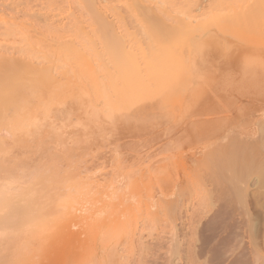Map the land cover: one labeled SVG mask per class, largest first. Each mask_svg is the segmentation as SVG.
Wrapping results in <instances>:
<instances>
[{"label":"bare ground","instance_id":"obj_1","mask_svg":"<svg viewBox=\"0 0 264 264\" xmlns=\"http://www.w3.org/2000/svg\"><path fill=\"white\" fill-rule=\"evenodd\" d=\"M8 1H6V2H8ZM120 1H122V3H121L122 5L120 6L119 5L120 3H119L118 4L119 7L116 6L117 3ZM168 1L170 2L171 7H169ZM198 1H200V0H185V4L182 2L183 6L180 4L179 5L173 4V7H172L171 2L174 3V0H74V1L71 0V2L69 0H32V3L35 2L38 4L40 2V8H39V6L38 7L34 6V7H36V9L39 8L38 11H40L41 13L39 12L40 14H37V16H36V14L33 16L29 15V17H28L30 19L29 24H28V22L27 23L25 22L26 24H22L23 22L22 23L19 22L18 24H16L17 21H13V20H15L13 18L16 17L17 15L14 17L10 16L11 17L10 19H13L12 20L13 22L8 21V22L4 23L6 25V31H4L5 34L11 35L13 33V35H14L15 33H24V34H27L30 36V37L24 36V40L27 41L26 44L28 43L27 49H24L25 48L24 46L21 48L22 50L19 49L20 53L23 54L22 56H24V59H25V56L27 57V60H28V58L33 56V54L31 56V52H33L32 49L35 48V46L33 48H31V47H32V44H36V42L39 43L40 48L42 47L43 49H44V46H42V45L44 44L45 45V51L48 50L45 52V54L46 53H50V54H46L43 57L44 61L48 62L49 64L47 66H45L46 64L43 65L45 67H43L41 65V68H39V63H38V61L36 62V60H35V62H36V64L38 63L37 64L38 67L37 66L33 67L32 63L29 60H28L29 62L26 61L27 62L26 63L23 60V58H22L21 62H19L18 61L19 59L17 60V58L16 59L14 58L15 60H13V59L10 60L9 57H6V59L9 58V60H1L0 59V131H1V135H2V131L3 132L5 131L10 136L8 139H6L4 137L6 139L5 142H4V138L2 139V137L0 136V236L2 235V237H4V238L6 237L8 240H10V243H12L11 242L12 240H13V243H15L14 245H11V247L14 246V247H12L13 248L12 250L11 249L7 250V247L4 248L5 250H7L5 256H3V254L1 255V253H0V256L4 257V258L0 257L1 258L0 264H19V263L22 264L23 260H25L24 262L27 263L26 259H28V257L31 255H30V253L29 254L23 253L22 249H24L23 248L24 244L26 245L28 242L30 243L28 248L26 246V248H27L26 251L30 252V250L28 251V249L30 247H33L31 241L32 240L34 241V239H35L34 235H36L37 232H40V231H37L35 228V230L37 232L33 233L34 235L31 233L33 235L34 239H32V236L29 233V235H27V237L28 236H31V237L27 238V239H29V240H27L26 238H24V237H26V234H28V232L34 231V230H32L33 228L31 229L30 227L37 225L36 223H38V222L40 223V221L45 220L44 218H46V217L48 218V216L51 219L52 216L56 217L57 215H60V213L63 210L62 211L61 210L56 211L57 210L56 208L60 209V204L64 205L65 203H67V204H65L66 206L65 205L61 206L62 208L64 207V209H65V207H68V205L71 203V200L73 202L75 201V198H74V200L71 198H70L71 200L69 198H68V200H66L67 196L64 198L61 197V196H63V194H61V196H60L58 193H56L57 191L59 193L62 191V193H64V194L68 193L69 195H72V194H70V192H71L70 186H71L72 192H75V190L77 188H79V190H80L81 184H80V187L76 188L75 187L76 185L75 186L72 185L73 183L70 184L71 181L68 182V180H67L68 178H70V174L72 172H74V170H75V168L73 169V167L75 165H72L74 162L71 163V161L73 160V157H72V159H70L69 157H71V156L68 155L67 151H66V153L69 157L68 156L65 157L66 153L64 154V156H62L61 154L64 153V151H62L63 153H61L62 148L61 149L59 148L61 156L59 157L58 156L59 154H58L57 155L58 158L55 157L56 154L58 153L57 152L58 148L56 150V153H54L56 148L54 149V151L52 148L56 142L52 141V143L54 142V144L51 145L52 148H49V144L47 145L49 149H52L51 152H50V150L48 152L49 153L53 152L55 154V156H54L55 159H51L54 154H49V155H51L50 156L51 158L46 159V157L48 156V154H47L48 152L46 151V154L44 155L45 157L41 156V158H40L41 161L38 159V160H33V162H31L32 159L34 158V156H33V158L30 159V156H31L30 153L25 151V150H29V148L31 149V147L33 145L37 148V150H35V152L36 151L39 152V149L43 145L44 139L40 140L38 136H37V138L35 137L38 134L36 132L37 130H35V129L37 128V126L40 130L42 128L44 129V127L49 128L50 127L49 122H46V124L48 123L46 126L45 122H43V119L46 118L47 114H50V116L53 115L54 112H52V114L49 113L51 108L55 109L58 107V104H60V103L63 104V101L60 102V100L59 101L57 100V102H59V103L56 106L57 102H55V100H56L55 98L58 99V95L61 93L63 86H65L62 83L61 84L63 86L61 87V85H60V82L62 81L63 76L65 78V76H67V75L70 76V74H71L75 78L74 79L75 82L80 81L82 79L83 80L85 79L87 82H85V80H84L83 85L84 84L86 85L89 82V84H87L89 86H87V85L86 86L90 87L91 90H90V88L88 90L87 87L84 85L86 87L85 88L83 85L80 84V82H79V85L82 86V89L84 87V89H86L87 92H89V91L92 92V95H94V96H92V100L98 99L99 100L98 103H100V101H101L100 104H102L103 107H102V105H100V104L99 105L102 108H100V106L98 104H96L98 107L95 105L97 107L96 108V107H94V104H93V107L95 108V110L101 109L100 111H98V114H102V115L104 114L105 115V117L103 116L104 119L107 118L108 120L110 119V116L112 119L114 116L116 118L115 114H117V119H118L119 116L121 117V115H124V114L119 115L118 113L125 112V114H127L126 113L127 111L129 112V111L135 110V107H134V105H132V102H133V104H134V102L136 103V101L138 102V99L137 100L134 99V98H137L138 96H142L141 98H145V97H147V95H151V96L154 95V96H152L154 98L149 99V102H150V100L155 99L156 105H157V102L161 101L160 104L165 106L166 102L164 103V102H162V100L164 101V99L167 98L166 94L168 93V95H169L171 90H170L169 86H165V85H163V83L167 82L166 84H168V85H170V84L173 85V83H174V86H175V83L179 82V84H180L181 82H183L185 80L184 77H187V76L183 75L184 80L181 82H180V80L178 81V79H182V78H179L180 74L182 72H183V74L187 73L190 75L192 70H195L194 68H196V70H199V71L201 69L205 70L204 65H206V64H204L203 61H201L202 63H200V60L198 62L197 61L198 59H196L195 62L200 64V65L198 64L199 65V67H198V66H196L197 64L195 62H193L195 59H192L190 56L192 53H194V54L200 53L202 51V48L204 50L205 45H210V46L215 45V47H216V45L218 43L222 44L223 40H221L222 42L221 41L219 42L220 37L218 35L208 36V38H203V37L201 38L199 36L201 34L200 32L208 33L207 30L208 31L211 30L210 25L213 22H214V24H213L214 27H215V24L217 23V26H219V27H216V28H218L219 31H222V35H226L227 33L230 35L232 33V34L236 35L235 36L236 39H237V35H238V39H240V38H242L241 35L242 36L244 35L245 37L247 34L252 35V33H253L255 35L257 32L261 33L262 29H264V0H213V2H211V0H210V2L208 3L209 5H207L205 3L207 5V8L205 7L207 9V12H208V10L213 8L214 3L216 2V3H218V5H216V3H215V5L219 6V9H220L219 12H222V14H219V16H218L219 19L222 17H225V18L227 16L229 17V15H230L231 18H229V19H230V21L231 20L232 21L230 22L228 19H226V21H229V22H225V21L222 22L221 21V23H218V21H214V20H216V17H217L216 14L218 13V10L215 8V10H213V9L210 10L211 12L210 11L208 13L206 12L204 21L199 22L200 24L196 25L197 27H193L192 25L195 26V23L193 24L192 20H194V18H196L198 16H200V18L202 19V17H203L202 15H204V14H200L198 16L197 15L195 16L194 12L191 11V9L194 8L192 6L196 5L197 4L196 2H198ZM68 2L71 3L70 6L72 4L76 5V6L74 5L75 8L73 10L75 12L73 14H76V15H73L70 12L73 15V19L71 21L68 20L69 23L65 22V24H61L59 22V20H61V19H59V17H61L60 15L62 14V12H60V9H62V7H63L62 5H64V3L66 4ZM166 2L168 3V4H166V6L169 7L168 9L165 6ZM201 2L202 1H200V3ZM100 3L101 4L103 3L104 5L101 6ZM200 3L198 5H200ZM210 3H212V4L210 5ZM15 6H17V5H15ZM208 6H209V8H208ZM34 7L32 4L28 5L26 3V0H25L24 11L26 10V12L27 11L29 12ZM73 7H71V8H73ZM6 8H8V7H6ZM11 8L13 9V7H11ZM205 8L203 9V11L204 10L206 11ZM32 10H34V9H32ZM168 10H170V11H168ZM58 11H59V13H61V14H59V17H58V13H57ZM212 11H214V12L217 11V13L215 12L216 14H214V17L211 16V14L214 13V12L212 13ZM11 12H13V10H11ZM106 12H108L109 14L111 13L113 15V17L117 21L116 22L117 24H113L107 20V17L105 15ZM206 15H210L211 17L209 18ZM57 17L59 20L55 19ZM200 18H199V20H200ZM225 18L222 20H225ZM26 20H28V19L26 18ZM85 23L87 24L86 27L84 26ZM209 23H211V24L209 25ZM214 27H212V29ZM0 28H3V27H0ZM130 28H133V30L132 29L130 30ZM209 28H210V30H209ZM30 29H32V32ZM120 29H121L120 32H122V34H119V32H118ZM29 30L34 35H35V33H33V32H36V36L33 35L34 36L33 37L30 34H28ZM197 32H199L198 35H197ZM223 32H224V34H223ZM195 33H196V36L194 35ZM210 33L213 34L212 31ZM262 33H263V31H262ZM15 35H18V34H15ZM234 35H232V36H234ZM239 35H240V37H239ZM257 35H258V33H257ZM197 36L200 37V38H198V40H196ZM31 37H33V38H31ZM32 40L35 43L32 42ZM238 41H237V43H238ZM237 43H236V45H237ZM242 43H244V42H242ZM258 44L260 45V43H258ZM252 46H255V44ZM236 47L237 46H235V48ZM224 48H225V46H224ZM253 48L254 47H252V49ZM262 48L263 47H261V49ZM259 50H260V47H259ZM263 50H264V48H263ZM252 51L253 50H251V52ZM260 51H258L257 54ZM42 52H44V51H42ZM254 52L256 53V51H254ZM254 52H252V53H254ZM17 53H19V52H17ZM217 53L219 54V51ZM34 54L37 55V53H34ZM177 54H178V56H175ZM184 54H186V55L184 56ZM50 55H52L51 58H54V57L56 58L57 61L53 59V61H56L55 62L56 65H57V62H60V64H62L58 67H56V65H55L56 70H57V68H58V71L61 70L59 72L57 71V73H58V75L60 73V76L62 79L61 78L59 79L58 77L56 78V76L54 74L56 71H53L54 65L52 64L50 59H48L50 57ZM201 55H202V53H201ZM201 55L199 54V56H201ZM174 56L175 57L181 56L179 58H176V60L180 59V63L178 62V60L177 61L174 60V58H175ZM219 57H221V56H219ZM263 57H264V55H263ZM42 61H40V64H42L41 63ZM95 61H96V64L94 63ZM174 61H175V63H174ZM210 61H212V60H210ZM23 62H24V64H23ZM176 63H177V65H174ZM193 64L195 65V67ZM65 66H67V67L70 66V67H69V69L68 68L66 69ZM206 68H208V67H206ZM221 69H223V68H221ZM184 71H187V72H184ZM188 71H191V72L188 73ZM201 72H203V71H201ZM201 72L199 74H201ZM206 72H207V70H206ZM206 72H203V73H206ZM210 72L211 71H209V73H207L208 79L212 77ZM177 73H179L178 74L179 77L177 79L172 80V78L177 77V75H176ZM187 74H185V75H187ZM199 74H198V76H199ZM174 75H176V76H174ZM168 76L171 78H169ZM165 77L170 79V81L172 80L171 83H169V80H167V78L165 79ZM193 77H194V74H193ZM187 78L189 79V77H187ZM190 78H192V77H190ZM71 79H70V81H71ZM66 80H67V78H66ZM175 80L178 82H176ZM200 80H203V79L200 78ZM74 81H72V82H74ZM162 81H163V83H162ZM199 81L196 80L195 82H199ZM148 83H152V85L148 84ZM69 84L66 83V86L68 85L70 90L69 89H66V90L71 91L73 83L72 84L69 83ZM198 84L199 83H197V85ZM79 85H77V83H76V85L74 84L73 86H79ZM185 85H182V86L185 87ZM187 85H189V84H187ZM191 85H193V84H190V87H192ZM176 86L174 87V89H176ZM182 86H180V87L183 88ZM194 87H195V84H194ZM64 88H66V87H64ZM195 88H194V90H195ZM166 89L168 90V92L166 91ZM171 89H172V87H171ZM186 89L184 88L182 90H184V92H185L188 90V89L187 90ZM178 90H180V89H178ZM194 90L192 88V91H194ZM152 91H154V92H152ZM192 91L190 94H192ZM90 92L88 94H90V97H91ZM63 93H64V91L62 92V94ZM182 93H183V91H182ZM65 95H67V94H65ZM123 95H125L126 98L125 97L123 98L122 97ZM180 95H181V93H180ZM69 96H70V94H69ZM143 96H145V97H143ZM169 96H168L166 101H168L169 98H173L172 96L175 97V94L172 96L171 95H169ZM188 96H189V94H188ZM63 97H65V96L63 95ZM155 97L160 99V101H157L158 99ZM62 98H59V99H62ZM69 99H70V97H69ZM133 99L135 101H133ZM178 99H180V98H178ZM67 100H68V96H67ZM169 101H170V99H169ZM95 103H97V102H95ZM52 104H54L56 107L52 106ZM61 106H63V105H61ZM151 106H152V104H151ZM158 106H159V103H158ZM148 107H150V106H148ZM160 107L161 106H159V108ZM94 108L92 109V106H91L90 115L92 118L96 117V120H97L98 114H96L97 110L94 111ZM152 108L154 110V107H152ZM162 108H163V106H162ZM142 109H143V107H142ZM34 110L40 111L39 114L40 113L41 114L40 115L37 114V116L39 115L38 117H41V115L43 114V116L45 118H41V119L38 118V121L40 120L39 122L43 123L42 125L45 124V126L42 127L41 123L39 125L38 124L39 122L36 120L37 118H35L37 116H33L34 118L31 117L32 118L31 120H36L37 124L34 125L32 123V126H35L36 128L34 127L35 131L32 130V128H31L32 131L30 130L31 131L30 132L29 131L30 127L27 128L29 124L26 123L25 119H26V115H27V117H30V113L33 112ZM58 110H56V112ZM156 110L160 111L159 109H156ZM51 111H53V110H51ZM162 111L164 112V110H162ZM162 111H160L161 114L160 113L156 114L157 116L155 115V113H157V112H155V113L153 111L152 112L154 113L155 117H158V116L162 115ZM101 112H103V113H101ZM34 113H36V111ZM106 113H109V115ZM131 113H133V112H131ZM31 114L33 115V113H31ZM58 114H60V112ZM102 115H100V116H102ZM106 115H107V117H106ZM100 116H99V118H100ZM130 116L132 117V115H130ZM141 116L142 115H140V118H141ZM127 117L128 116L126 115V118ZM129 117L127 118V120L130 119ZM50 118H52V117H50ZM50 118L49 119L46 118V120H52ZM90 118H89V121L93 123L95 118L93 119V121H91ZM135 118H136V116H135ZM137 118L139 119V116H137ZM137 118H136V121H137ZM100 119L102 120L103 118H100ZM117 119H116V122H117ZM122 119H124L126 121L125 118H122ZM154 119H156V118H154ZM259 119H257L258 122H259ZM261 119L264 120V117ZM96 120H95V122L98 125L99 123H97ZM263 120H260L262 125H260V122L259 123L254 122V123H256L255 126L257 127L258 124L260 126H263V123H264V122H262ZM119 121L122 122V124H125L120 119H119ZM134 121H135V119H134ZM134 121L132 123H135ZM140 121L142 122V120H140ZM145 121H146V119H145ZM145 121H144V123H146ZM106 122H108V121H106ZM113 122H115V121H113ZM93 124H95V123H93ZM116 124H118V123H116ZM255 126H254V128H255ZM25 127L27 129H25ZM47 128H45V129H47ZM257 128H259V129L255 128L253 130V132L255 134H257V133L259 134L260 129H261V132H263L262 128H260V127H257ZM39 129H38L39 134L44 133L43 137H45V135H46L45 129L42 131H39ZM263 129H264V127H263ZM255 130H259V131H255ZM33 131H34V134L32 133ZM46 132H48V129L46 130ZM55 132L58 133L57 130L54 131L53 133H55ZM239 132H241V131H239ZM245 132L248 134V136L254 135L252 130L251 131L248 130V132L246 130V131H244V134H243V131L241 132L243 136L239 133V137H238L239 139L237 137H235L237 135V134H235L234 140L236 138L237 142H238V140L240 142L241 138H245L244 137V135L246 134ZM249 132H251L253 134H250ZM247 134L245 136H247ZM260 134H262V133H260ZM260 134L257 135L258 137L260 136L259 139L255 135H254L255 137L254 136L253 137L247 136L245 138V140H247L248 142L250 141V143L249 144L247 143V145H246V147L250 151L246 150L247 149L246 147H245L246 149H244L242 147V145H240V148H239V146L235 145V146H237L236 149L237 148H239L240 150L242 148L244 149V150L242 149L244 154L243 153L241 154L239 152L240 151L239 149H238L239 151L236 152V153H238L237 155L240 154V157L232 156V155H235V151L234 150L229 151V149L227 150L229 145H228V143H226L227 148H225V145H223L224 147L221 146L222 147V148H220L221 150L219 149V147L215 148V150L219 149L220 151H225V152L229 151V153H230L229 156L226 153V159L220 158V157H222V158L225 157L224 156L225 152L220 153L219 150L213 156H211V154H209L212 157L211 161H213L211 163L212 164V167H211L212 172L209 171V169H210L209 167L211 166V164H208L210 166L207 165L206 168L209 172H190V173H188L189 176H187V178L188 177L189 178L186 181V183L187 182L189 183V186L191 187L190 189L193 191V194L198 199V202L196 201V204H194V205L198 206V208L197 207H195V208L199 209L198 212L200 214H201V212H203V209H204V212H205V210L207 211V212H205L206 215H208L210 213L208 215V216H210V217H208V220H207L208 222L205 221V222H207L206 224L204 223L205 225L201 224L202 226L197 227L198 228L197 231H199L200 230L199 228L202 227L200 230L201 232H199L198 235L200 237L203 236V238L206 239V240H204L205 242L203 241L200 244L197 251H195V253L193 252L195 257H198V258H204L205 257V261L201 262V264H221V263H226V264H239V263H241L242 264V263H244V260H245L244 258H246V259L249 258L246 256H250L251 257L250 259L251 260L253 259V262L255 264H257L256 263L257 261L261 262V263L258 262V264H264V156L261 155L263 157V159L261 158L262 159L261 160L259 157L260 154H257L258 150L256 151L257 146L255 147V145L257 143L256 144L254 143V141L256 140L254 138H257L258 139L257 141L261 142L260 144L259 143L258 144L264 145V143H263L264 142L263 141L264 133L262 135H260ZM3 135L8 136L5 134H3ZM39 136H41V135H39ZM262 137H263V139H261ZM40 138L42 139V136ZM229 138H231V140H233L232 139L233 137L229 136ZM229 138H228V141H230ZM250 138H252L253 140L252 139L250 140ZM37 139H39V140H37ZM8 140H10V141L8 142ZM242 140L244 141V139H242ZM243 141H241V142H243ZM257 141H255V142H257ZM4 143H7L6 148L5 147L3 148V146H2ZM56 144H58V143H56ZM222 144H225V142ZM240 144H242V143H240ZM251 144L253 147L251 146ZM253 144H255V145H253ZM59 145H60V143H59ZM262 145L260 146L261 148H263ZM243 146H245V145H243ZM54 147H55V145H54ZM56 147H57V145H56ZM230 147H231V145H230ZM232 147H231V149H232ZM48 148H47V150H48ZM10 149H13L16 151L12 153L13 150H10ZM258 149H260L259 146H258ZM8 150H9V153H11L12 155L14 154L15 156L14 155L12 156L11 154H9V155L7 154L8 155L7 156L6 153H8ZM17 150L20 151L19 152L20 154L19 153H18L19 155L17 154V156H19L20 158L16 157ZM245 150L247 151V153H245L246 152ZM262 150H264V148ZM31 151L34 152V149L33 150L31 149ZM233 151H234V153H233ZM21 152H23V154H21ZM24 152L26 154L28 153L29 157H27V155H25ZM223 153H224V155H223ZM22 155H24L26 157L24 158V156H22ZM220 155H222V156H220ZM263 155H264V153H263ZM5 156H7V157L12 156V158L11 159L7 158L8 159L7 160L5 158ZM21 156L23 158H21ZM208 156H206L207 158L205 159L206 163H207V160H210V159H208V158H210ZM215 158H217V159L220 158L221 160H217V162L214 163ZM62 159L65 160L66 162L71 163L72 167L70 166L69 163H67L69 170L66 169V167H65L66 165L63 166L65 168V170L63 169L62 166H60V164L63 161ZM9 160H11V161H9ZM68 160H70V161H68ZM34 161H36L38 163L34 164L35 163ZM80 163H82V162H80ZM71 168L73 170H71ZM82 168H83V166H82ZM76 171H78V169ZM60 172L64 173V175L61 176L62 173H60ZM65 172H67L66 173L67 175H68V172L70 173L68 175L69 176L68 178H67V176L65 177ZM71 176L73 177L76 175L71 174ZM72 177H71V180L73 179L75 181L76 178H72ZM74 181H72V182H74ZM81 181H82V179H81ZM77 182H78V180H77ZM74 184H76V182H74ZM90 185H92V184H90ZM72 186H74L76 189L74 190V188ZM251 186H252V188H250ZM253 187H254V189H253ZM67 188H69L68 190H66L67 192H64L65 189H67ZM85 189H88V188H85ZM44 190H48L51 193H53L52 198L50 197L51 195L48 196L49 200L52 199V201H49V202H51V204L53 203V205L50 207H45L48 205V204H46V201L42 200V202H40L41 200H39L40 203L37 202L38 199H40L39 197H40V195H42ZM94 191H95V189H94ZM80 192H81V190H80ZM51 193H49V194H51ZM77 193H78V191H77ZM81 193L83 194V190ZM74 194H76V193H74ZM79 195L81 196V194H79ZM61 198H63V200H65L67 202H63L62 200H60ZM80 198L82 199V197H80ZM83 199H84V197H83ZM58 201H62V202L60 203ZM55 202H57L58 204L56 203V205H55ZM57 205H59V206H57ZM73 207L74 206H72L71 209H73ZM42 208H44V209H42ZM200 208L202 211H200ZM68 209L69 208H67V210ZM71 209H69V210H71ZM194 211H196V210H194ZM55 212H58L59 214L56 213V215H54ZM198 212L196 211L197 214H199ZM64 213H66L65 210H64ZM76 213L78 214V212H76ZM81 213H84V212H81ZM85 216L88 219L87 214ZM193 216H196V215H193ZM204 217H202V219ZM49 218L46 220H49ZM61 218H62V216L60 217V219ZM76 218H77V216H76ZM80 218L78 217L76 219V221L77 220L79 221ZM71 219H72V217H71ZM195 220L196 219H194V221ZM66 221H68V220H66ZM71 221H72L71 222L72 224H73V221H74V223L76 222L74 219ZM31 222L33 224H34V222H36V223L33 225ZM199 222H200V219H199L198 223ZM42 223H40V224H42ZM76 223H78V222H76ZM47 224L48 223L46 222V225L45 224H43V225H45L46 227H49ZM28 225H30V226H28ZM76 225H74V226H76ZM68 227H71V226H68ZM49 228H47V229H49ZM51 228H52V226H51ZM64 228H66V227H64ZM40 230H41V228H40ZM53 231H55V230H52V232ZM42 233H41V235H42ZM51 234L52 235H50V236L47 235L48 237L45 236L49 240L48 239H47V241L44 240V242L41 241L42 244L45 243V241L48 243H47V245L45 243L46 248L43 251H41L42 253L39 251L41 254L40 255H39V253L37 254V257L39 256L38 257L39 264H44L45 261L49 262V263L52 261L58 262V261L64 260V257L67 258V256H68L70 258V255H74V253L72 254L69 250L66 251V249L64 250L62 247H61L62 248L61 249V248H58L57 246H55L56 245L55 241L56 240L58 241V239L63 235V232H58L55 234L51 233ZM22 235H24V237ZM19 236L22 238H19ZM35 237H37V236H35ZM39 238H40V236H39ZM193 238H197V237L193 236ZM244 238L247 239L246 242L243 241ZM3 239L1 238V240H3ZM15 239L18 241L20 239L21 240L23 239V241H21V242L15 241L14 242ZM25 240H27V243H25L26 242ZM3 241H5V240H3ZM225 241H228L227 243L230 242L229 246H225V247L220 246L221 245L220 243L223 244V243H225ZM195 242L197 243V241H195ZM3 243H6V242H3ZM0 244H2V242ZM6 244H8V243H6ZM45 245L43 244L42 247L44 248ZM223 245H226V243ZM3 246H4V244H3ZM218 246H220L221 249L223 248L221 251L225 252V253H224V255L222 253L223 257H221L222 256L221 255L220 256L221 259L219 257V258H217V261H215L213 263V262H211V260H209V257H207L208 255H206V254L208 252L209 253L212 252V249L216 250V247H218ZM36 247L37 246L34 244V249H36ZM194 247H195V245H194ZM218 250H220V249H218ZM32 252H34V251H31V254H32ZM213 252H214V250H213ZM213 252H212V254H213ZM24 254H25V256H24ZM212 254H211V256H212ZM35 255H34V257H35ZM194 255H192L191 257H188V258H192ZM211 256H210V258H211ZM30 258L31 257H29V259ZM2 259H3V262H2ZM29 259H28V261L34 262L33 260H29ZM251 260H249V261L252 263ZM31 262H29V263H31ZM35 262H36V264L38 263L37 261H35ZM193 262H192V264H193ZM245 262H246V260H245ZM195 263H196V261L194 262V264ZM31 264H33V263H31Z\"/></svg>","mask_w":264,"mask_h":264},{"label":"rangeland","instance_id":"obj_2","mask_svg":"<svg viewBox=\"0 0 264 264\" xmlns=\"http://www.w3.org/2000/svg\"><path fill=\"white\" fill-rule=\"evenodd\" d=\"M6 1H8V0H0V27L4 28V29L0 28V56H1L0 59L1 60H9V58H10V60L11 59L15 60L17 58V60L19 59L18 61L21 62L22 58H23V60L25 62L30 61L32 63L33 67L34 66L36 67L38 63H39V68H41V65L43 66L46 64L45 66H47L49 63L45 62L43 57L46 54H50V53L45 54V52L48 50L45 51V45L44 44L43 45L41 44L42 46H44V49L42 47L40 48V45L37 42H36V44H32L31 48H33L34 46H35V48L32 49L33 52L30 51L31 56H32V54H33V56L30 57L31 59L28 58V60H29L28 61L26 56L24 59V56H22L23 54L20 53V50H22L21 48L23 46L25 47L24 49H27L28 43L26 44L27 41L24 40V36L25 37L26 36L30 37V36L27 34H24V33H15L18 35H15V34L13 35V33H12L10 35V34H5V32H4V31H6V25L4 23L8 22V21H11V22L17 21L16 24H18L19 22L20 23L23 22L22 24H26L28 22V24H29L30 23L29 22L30 19L28 18L29 15L33 16L36 14V16H37V14L41 13L40 11H38L40 8V2L37 4L35 2L32 3V0H28V1L26 0V3L28 5L32 4L33 7L39 6L38 9H36V7H34V8H32L34 10H32V9H31L32 11L30 10L31 12L30 11L26 12V10L24 11L25 0H9L8 2H6ZM69 1L71 2V0H69ZM178 1L179 0H176V1L174 0V3L171 2L172 7H173V4H177V5L180 4L182 6H183V3L185 4V0H180L179 2ZM200 1H202V2L200 3ZM200 1L196 2L197 4L192 6L194 8L191 9V11L194 12L195 16L196 15L198 16L200 14H204V15H202L203 17L201 16L202 19L200 18V16H198V17H196L197 19L194 18V20H192L193 24L195 23V26L192 25L193 27H197L196 25L200 24L199 22L204 21L205 14L207 12L206 8H207V5H209L208 3L210 2V0H207V1L206 0H200ZM211 2H213V0H211ZM121 3H122V1L118 2L116 6H118V7H119V5L121 6L122 5ZM199 3H200V5H198ZM215 3L213 5V8L210 9V10H212V9L215 10V8H216L218 10V13H217V11H215L217 14L214 11H212V13L214 12L213 14L210 13L212 17H214V14H216L217 17H216V20H214V21H218V23H221V21L222 22H224V21L229 22L230 21L229 18H231L230 15H229V17L227 16L226 18L221 16L222 18L219 19L218 16H219V14H222V12H219V10H220L219 6H216V5H218V3H216V5H215ZM14 4L17 6H15ZM70 4L71 3L68 2V3H66V4L64 3V5H62L63 10L60 9V12H62V14L59 13V11L57 12L58 17H59V14H61L60 15L61 17H59V19H61V20H59L58 17L55 19H58L61 24H65V22L69 23V21H71L73 19V15H76V14H73V13H75L73 10H74L76 5L74 4L75 5L74 6L72 4L70 6ZM166 4H168V3L166 2L165 6H166ZM211 4L212 3H210V5ZM103 5L104 4L102 3L101 6H103ZM6 7H8V8H6ZM11 7H13V9ZM71 7H73V8H71ZM169 7H171L170 2H169ZM169 7H167V9ZM204 8L206 9V11L204 10L205 12L203 11ZM208 8H209V6H208ZM11 10H13V12H11ZM210 10H208V12ZM168 11H170V10H168ZM105 15H106L107 20L109 22H111L113 24H117L116 23L117 21L115 20V18L113 17V15L111 13L109 14L108 12H106ZM10 16L11 17L16 16L13 18L15 20L10 19L11 18ZM206 16L209 18L211 17L210 15H206ZM25 17L28 20H26ZM199 18H200V20H199ZM224 18H225V20H222ZM226 19H228L229 21H226ZM210 24L211 23H209V25ZM213 24H214V22L210 25L211 30H210V28H209L210 31L207 30L208 33L200 32L201 34L199 36L201 38L202 37L208 38V36L218 35L220 37L219 42L221 40H223V42L222 41L221 42H222V44L223 43L224 44L222 45L220 43L221 44L220 45L218 43L216 45V47H215V45L214 46L213 45H211V46L205 45L204 50L202 48V51L200 53H198V54L192 53L191 54L190 57L192 59H195L193 62H195L196 59H198L197 60L198 62L200 60V63H202L201 61H203L204 64H206V65L203 64L205 66V67L203 66L205 68V70L201 69L199 71V70H196V68H194L195 70H192V72L188 71V73L191 72V74H190L191 76L187 73L183 74V72H182L180 74V77L178 75L179 73H177L176 74L177 77L172 78V80L177 79L178 77L182 78V79H178V81L180 80V82H181L184 80L183 77L187 76V77H189L190 80L192 79L191 81L187 77H184L185 80L183 82H181L180 84L178 81L175 80L176 82H178V83H175V86L176 85L178 86V87L176 86V89H174V87H175L174 83H173V85L172 84L168 85V84H166L167 82L164 81L165 83H163V81H162L163 85L169 86V88L171 90L169 95L172 96L175 94V97L172 96L173 98H169L170 101H169V99H168V101H166L168 96H169L167 93L168 90L166 89L167 98H165L164 101L162 100V102H164V103L166 102L165 106L160 104L161 101L157 97H155L158 99L157 101H160V102H157V105H156L155 99L150 100V102H149V99H153L154 97H152V96H154V95H152V96L147 95V97L143 96L145 98H141L142 96H138L137 98H134L135 100L138 99V102L136 101V103L134 102V104L132 102V105H134L135 110L134 111L132 110L129 112L127 111L126 112L127 114H125V112L118 113L119 115L124 114V115H121V117L118 115L119 116L118 119H117V114H115L116 118L114 116L112 119L110 116L109 120L107 118L104 119V117H105L104 114L103 115L98 114V111H100L101 109L100 110L96 109L97 110L96 114H98V116H97L98 118H97V120H96V117H94V118L97 121V123H99L98 125L96 124L95 120L93 123H95L96 125L89 121V118L91 117V115H90L91 106L93 109L94 107L97 106L96 104L99 105L101 103V101H100V103H98V101H99L98 99L92 100V96H94V95H92V92L89 91L91 93V97H90V94H88L89 92H87L86 89H84V87L87 84H89V82L86 85L84 84L85 85L84 86L83 82L85 79L84 80L82 79L80 81L75 82L74 81L75 78L71 74H70L71 77L67 75V76H65V78L63 76L62 77L63 79H62L60 76V73H59V75L57 73L58 68L56 70V67H58L62 64H60V62H57V65H56L55 62L57 60L54 56H53L54 58H51L52 55H50L49 58L47 57L48 59H50V61L54 65L53 71H56V72L55 73L53 72V73L55 74L56 78L58 77L59 79L60 78L62 79V81L60 82L61 87L63 85H65V86H63L61 93L58 95V99L55 98L56 99L55 102H57V100L58 101L60 100V102L63 101V104L60 103L63 106H61L60 104H58L59 102H57L56 106L58 104L57 108L58 109L60 108V109L58 110L57 108H55V109L51 108V110H53V111L50 110L49 113H51V114H52V112H54V113L52 116H50V114H47L46 118L49 119L50 117H52V118H50L52 120H46V118L43 116V114L41 115V117H38L41 113L39 114L40 111H37V110H34L33 112H31V113H33V115L30 113V117H27V115H26L25 121L27 124H29L27 127V128L30 127L29 131L31 130V128H32V130H34L36 128L35 126H32V123L34 125L37 124L36 120L38 121V118H40V119L45 118V119H43V122H45V124H46V122H49L50 127L49 128L44 127V129L45 128L48 129V132H46L47 129H45V133H46L45 137H43L44 133L39 134L38 126H37L38 129L37 128L35 129V130H37L36 132L42 136V139L40 138L41 136H39L38 134L35 137L37 138V136H38L40 140L44 139L43 145L40 148L41 150L39 149V152L36 151L38 154L35 152V150H37V148L33 145L31 147V149L32 150L34 149L35 153L32 152L30 148H29L30 151L29 150H25V151L30 153V155H31L30 159L33 158V156H34V158L32 159L31 162H33V160H38V159L40 160L41 156L45 157L44 155L46 154V151L48 152L50 150V152H51L52 149L54 151L55 148L56 149H55L54 153H56V150L58 148V151H57L58 153L56 154V156L53 152L52 153L48 152L47 153L48 156L46 157V159L51 158L50 157L51 155H49V154H54L51 159H55V157L58 158V156L59 157L61 155L64 156V154L67 151L68 155H70L71 157H69L67 155V153L65 154V157L68 156L70 159H72V157H73V160L71 161V163L74 162L72 165H75L73 167V169L75 168V170L71 174L76 175V176L72 177L71 174L68 172V175L70 174V178H68L69 176L66 174L67 172H65V177L67 176L68 182L71 181L70 184L73 183L72 185H74V186L76 185L75 186L76 188L80 187V184H81L80 190H81V192L83 190V194L80 192L79 188L76 189L74 186H72V187L74 188V190L76 189L78 191V193L76 190H75V192H72L71 186H70V191L72 192V193L70 192V194H72L73 196L69 195L68 193L64 194V193H62V191L60 193L58 191L56 192L60 196H61V194H63V196H61L63 198L67 196L66 200H68V198L69 199L71 198L74 200V198H75L74 202L70 199L71 203L73 202L72 204L71 203L70 204L72 206H74L73 207L74 210L71 209L72 206L70 204H69L70 206L68 205V207H65V209H64V207L62 208L61 206H64L67 203H65L64 205L60 204V209L56 208L57 209L56 211H60V210L62 211L63 210L60 213V215H57L56 217L52 216L51 219L48 216L49 220H46L48 218L45 216L46 218L43 217L45 219V220H43L44 222L40 221V223L43 222L42 224H40L39 222L38 223L34 222V224L35 223L37 224V225H34L31 222L34 226H32L30 228L31 229L33 228L32 230H34L35 232L34 231L28 232V234H26V237H24V235H22V236L26 239L31 237V236H32V239L35 238L34 241L30 240L33 247H30L28 249V251L30 250V252L26 251V249L29 247V244H30L29 242L27 243V240H29V239H27V240H25L26 241L25 243H27V244L26 245L24 244V247H23L24 249H22V250H23V253H27V254L30 253L31 256H29V257H31V258L29 259V257H28V259L33 260L34 262L28 261V259H26L27 263L24 262L25 260H23L22 264H25V263L26 264H31V263L36 264L35 261H37L38 262L37 264H39V260H38L39 256L37 257V254L39 253V255H40L42 253L41 251H43L46 248V245L48 243V242H46L48 239L46 237L52 235L51 233L55 234L58 232H63V235L58 239V241L57 240L55 241L56 245L55 244L54 245L57 246L58 248L62 247L64 250L66 249V251L69 250L72 254L74 253V255H70V258L68 256H67V258L64 257V260H61L58 262L52 261L49 263V262L45 261L44 264H189L190 262H191L190 264H192L193 261L194 262L196 261L195 264H201V262L205 261V257L204 258L195 257L194 253H195V251H197L200 244L204 240H206L205 238H203V236L200 237L198 235V233L201 232L200 230L202 227L199 228L200 229L199 231H197V229H198L197 227L205 225L208 222L207 221L208 217H210L208 215L210 213L208 215H206L205 212H207V211L205 210V212H204V209H203V212H201V214H200L198 212L199 209H197L198 206L194 205V204H196V201L198 202V199L195 197V195L193 194V191L190 189L191 187L189 186V183L188 182L186 183V181L189 178V177L187 178V176H189L188 173H190V172H209V171L212 172V169H211L212 164L211 163L213 161H211L212 160L211 156H213L220 148L224 147L223 145H225V148H227L226 143H228V145H229L227 150L229 149V151L230 150L235 151V155H232V156L240 157V154L237 155L238 153H236L240 150L239 149L240 145H242V147L244 149H246L247 148L246 145H247V143L249 144L250 141L248 142L247 140H245V138L248 136V134L246 132L245 133L247 134V136H245L246 135L245 134L244 135L245 138H241V141H243L242 139H244V141H245V142L243 141L244 143L241 141L239 142V140L237 142L236 138H235V140H236L235 141L234 140L235 134L238 135V136L237 135L235 136L238 138L239 133L242 135V133H241L242 131H243V134H244V131H246V130H247V132H248V130L249 131L252 130V132H253V130L255 128L259 129L257 127L262 128L263 132H261V129H260V133H262V134L264 133V129H263L264 123H263V126H260V125H262L260 120H263L261 118L264 117V57H263V55H264L263 54L264 53V50H263V48H264V35H263L264 29H262L263 33L261 30H260L261 33L257 32L258 35H257V33L255 35L253 33H252V35L247 34L246 37L244 35L243 36L241 35L242 38H240V39H238V35H237V39H236L235 38L236 35H234L232 33L231 34L234 35V36H232L230 34L232 37L228 33L227 34L225 33L226 35H222V31H219V29L216 28V27H219V26H217V23L215 24V27ZM84 26L86 27L87 24L85 23ZM212 27H214L215 29L214 28L212 29ZM131 29L133 30V28H130V30ZM30 30L32 32V29H30ZM30 30H29L28 34L33 36L34 34H32L30 32ZM120 31H121V29L118 31L119 34H122V32H120ZM211 31L213 34L210 33ZM33 33H35L34 36H36V32H33ZM198 34H199V32H197V35ZM223 34H224V32H223ZM194 35L196 36V33ZM33 37H31V38H33ZM200 37L197 36L196 40H198V38H200ZM239 37H240V35H239ZM237 41H238V43H237ZM32 42H34V41L32 40ZM240 42L241 43L244 42V43L241 44ZM236 43H237V45H236ZM258 43H260V45ZM254 44H255V46H252ZM224 46H225V48H224ZM235 46H237V47L235 48ZM252 47H254V48L252 49ZM259 47H260L261 51L263 50L262 52L259 50ZM261 47H263V48L261 49ZM251 50H253L252 52L256 51V53L255 52L252 53ZM42 51H44V52H42ZM218 51H219V54L217 53ZM258 51H260V52L257 54ZM17 52H19V53H17ZM34 53H37V55ZM201 53H202V55H201ZM186 54H184V56ZM199 54L201 56H199ZM175 56H178V54ZM219 56H221V57H219ZM6 57H9V58L6 59ZM179 57H181V56H179ZM179 57H175L174 60H176V58H179ZM53 59L56 61H53ZM209 59L212 61H210ZM35 60H36V62L38 61L37 64H36ZM39 60L40 61L43 60L41 62L42 64H40ZM178 62L180 63V59L178 60ZM94 63L96 64V61ZM174 63H175V61H174ZM23 64H24V62H23ZM196 64L195 65L199 67L200 64L199 63H196ZM55 65H56V67H55ZM174 65H177V63ZM195 65H194V67H195ZM45 66H43V67H45ZM69 67L70 66H68V67L65 66L66 69L67 68L69 69ZM206 67H208V68H206ZM221 68H223V69H221ZM206 70H207V72H206ZM208 70L211 71L210 73H211L213 78L211 76H210L211 78H209V79L207 78V73H209ZM59 71H61V70H59ZM201 71L206 72V73H203ZM184 72H187V71H184ZM200 72H201V74H199ZM185 74H187V75H185ZM193 74H194V77H193ZM198 74H199V76H198ZM176 75H174V76H176ZM190 77H192V78H190ZM66 78H67V80H66ZM166 78L167 77H165V79ZM169 78H171V77H169ZM200 78H202L203 80H200ZM70 79H71V81H70ZM167 80H169V83H171V81H172V80L170 81V79H168V78H167ZM196 80L197 81L200 80V81L195 82ZM72 81H74V82H72ZM79 82L81 85L84 86L83 87L84 90L82 89V86L79 85ZM85 82H87V81L85 80ZM66 83L67 84L73 83V85L74 84L76 85V83H77V85H79V86H73L72 85V89H71V91H69L70 88L68 85H67L68 87L66 86ZM197 83H199L200 85L199 84L197 85ZM148 84L152 85V83H148ZM187 84H189V85H187ZM190 84H193V85H191L192 87H190ZM194 84H195L196 88L194 87ZM182 85H185V87H183ZM87 86H89V85H87ZM170 86L172 87V89ZM180 86H182L183 88H181ZM64 87H66V88H64ZM89 88L90 87H87L88 90H89ZM184 88L185 89L187 88L188 90L186 89L187 91L184 92V90H182ZM192 88H193V90L195 88V90H194L195 92L192 91ZM66 89H69V90H66ZM178 89H180L181 91ZM90 90H91V88H90ZM63 91L67 95H65L64 93L62 94ZM182 91L184 94L182 93ZM191 91H192V94H190ZM152 92H154V91H152ZM180 93H181V95H180ZM69 94H70V96H69ZM188 94H189V96H188ZM63 95L65 97H63ZM67 96H68V100H67ZM180 96L181 97L183 96L184 98L183 97L181 98ZM69 97H70V99H69ZM122 97L124 98L125 95H123ZM59 98H62L63 100L59 99ZM178 98H180V99H178ZM134 99H133V101H135ZM95 102H97V103H95ZM158 103H159V106H161L160 108L158 106ZM93 104H94V107H93ZM151 104H152V106H151ZM100 105H102V104H100ZM52 106H55V105L52 104ZM148 106H150V107H148ZM162 106H163V108H162ZM102 107H103V105H102ZM102 107L100 106V108H102ZM142 107H143V109H142ZM152 107H154V110ZM156 109H159L160 111L164 110V112L162 111V115H161L162 117L161 116L155 117L156 114H158V113L161 114V112L157 111ZM56 110H58L60 112V114H58L59 112L58 111L56 112ZM96 110L94 108V111H96ZM35 111H36V113H34ZM136 111L138 113L139 112L140 113L138 114ZM152 111L154 113L155 112H157V113H155V115H154V113ZM103 112H101V113H103ZM131 112H133V113H131ZM37 114H39V115L37 116ZM106 114L109 115V113H106ZM100 115H102V116H100ZM126 115L128 117L130 115H132V117L130 116L129 117L130 119L127 120L128 117L126 118ZM140 115H142L141 118H140ZM33 116H37V117H35L37 119L31 120L32 118H34ZM99 116H100V118H103V119L101 120L99 118ZM135 116H136V118H137V116H139V119L137 118V121H136ZM106 117H107V115H106ZM94 118L91 117L90 120L93 121ZM122 118H125L128 123ZM154 118H156V119H154ZM116 119H117V122H116ZM119 119L121 121H123V123H125V124H122V122H120ZM134 119H135V121H134ZM145 119H146V121H145ZM257 119H259L260 125L258 124L256 127L255 126L256 123H254V122H258ZM140 120H142V122ZM143 120L146 123H144ZM106 121H108V122H106ZM113 121H115L118 124H116ZM133 121L135 123H132ZM262 122H264V120ZM40 123L41 122H39L38 124L40 125ZM42 124L43 123H41V125ZM45 124L42 125V127L45 126ZM47 124H46V126H47ZM253 125L255 126V128ZM27 128L25 127V129H27ZM44 129L43 128L41 130L39 129V131H42ZM56 130L58 131V133H56V132L53 133ZM34 131L32 132L33 134H34ZM239 131H241V132H239ZM255 131H259V130H255ZM6 133L7 132L2 131V135H1V131H0V136L2 137V139L4 137L6 139H8L10 137L8 135V133L7 134ZM249 133L253 134L254 132L253 133L249 132ZM3 134L8 135V136H4ZM259 134L254 133L255 136H257ZM262 134H260V135H262ZM254 135H252V136L249 135V136L253 137ZM229 136L233 137L232 138L233 140H231V138H229ZM227 137L229 138L230 141H228ZM263 137H264V135H263ZM263 137L261 139H263ZM5 138H4V142L6 141ZM259 138H260V136L258 137V139ZM39 139H37V140H39ZM251 139L252 138H250V140ZM254 139H256L255 141L258 140L257 138H254ZM9 141L10 140H8V142ZM52 141H54L58 144H56V143L54 144V142L52 143ZM255 141H254V143L255 144L257 143V144L256 145L253 144V145H255V147L257 146V149L255 147L254 148L256 149V151L258 150L257 154H260V156H259L260 159L261 158L263 159L262 156H264L263 155L264 150H262V149L264 148V145L261 144L263 146V148H261L260 147L261 145H259L261 142H259V141L255 142ZM263 141H264V139H263ZM224 142H225V144H222ZM59 143H60V145H59ZM240 143H242V144H240ZM48 144H49V148H52L51 147L52 144H54L55 147L53 145V148L49 149L47 146ZM56 145H57V147H56ZM230 145H231V147L233 146L232 149H231ZM235 145L239 146V148L236 149L237 146H235ZM243 145H245V146H243ZM2 146H3V148L4 147L6 148L7 143H4ZM251 146H252V144H251ZM258 146L261 150L258 149ZM217 147H219V149L215 150V148H217ZM47 148H48V150H47ZM59 148L60 149L62 148L61 153H63L62 151H64L63 154L60 153ZM242 149L239 151L241 154L243 153V150H244V149L243 150ZM10 150H13V149H10ZM246 150H249V149L247 148ZM15 151L16 150H13L12 153ZM229 151H227V152L220 151V153L225 152V155L223 153V155L225 157H223V158L220 157V158L226 159V153L229 156V154H230ZM234 151H233V153H234ZM19 152L20 151H18V150L16 152L17 158L19 157V156H17V154ZM28 153L27 154L25 153V155H27V157H29ZM245 153H247V151ZM7 154L8 155L11 154V153H9V150H8V153H6V155ZM21 154H23V152H21ZM209 154H211V156ZM7 156H5L6 159L12 158V156L11 157H7ZM22 156H24V155H22ZM22 156H21V158H23ZM206 156L210 157V158H208L210 160H207V163L205 160L207 158ZM220 156H222V155H220ZM25 157L26 156H24V158ZM217 158H215L214 163H216L217 160H221L220 158L219 159H217ZM9 161H11V160H9ZM64 161L65 160L62 161V163H61L62 165L60 164V166L63 167L64 165H66L65 166L66 169L69 170L67 163H69L70 166H71V163L66 162V161H65L66 162L65 163ZM68 161H70V160H68ZM34 162H35L34 164L38 163L36 161H34ZM80 162H82V163H80ZM208 164H211V166ZM207 165L210 166L209 167L210 169L208 168L209 171L206 168ZM82 166H83V168H82ZM76 168L78 169V171H76L77 170ZM63 169L65 170L64 167H63ZM73 169L71 168V170H73ZM60 173H62V172H60ZM62 175H64V173H62L61 176ZM71 177L76 178L78 180V182L76 179H75V181L73 179L71 180ZM81 179H82V181L83 180L84 181L82 182ZM72 181L76 182V184H74V182H72ZM90 184H92V185H90ZM84 187L88 188V189H85ZM250 188H252V186ZM68 189L69 188H67V189H65V191L64 190L63 191L67 192L66 190H68ZM94 189H95V191H94ZM253 189H254V187H253ZM49 193H51V192L48 190H44L42 195H40V197H39L40 199H38L37 202H39V200H41L40 202H42V200H43V201H46V204H48L45 207L52 206L53 203L51 204V202H49V201H52V199L49 200L48 196L51 195L50 197L52 198L53 193H51V194H49ZM74 193H76V194H74ZM79 194H81V196ZM80 197H82V199L84 197V199L82 200ZM63 198H61L60 200H62L63 202H67V201L63 200ZM62 201H58V202L61 203ZM56 203L57 202H55V205H56ZM57 206H59V205H57ZM195 207H197V208H195ZM67 208H69L71 210H69V209L67 210ZM42 209H44V208H42ZM64 210L66 213H64ZM194 210H196L199 214H197L196 211H194ZM200 211H202L201 208H200ZM76 212H78V214ZM81 212H84L85 214L81 213ZM56 213L59 214L58 212H55L54 215H56ZM86 214H87L88 219L85 216ZM193 215H196V216H193ZM61 216H62V218L60 219ZM76 216H77V218L81 217L79 221L78 220L76 221V219H77ZM71 217H72V219H71ZM202 217H204L206 220L204 218L202 219ZM193 218L196 220L194 221ZM73 219L76 222H78V223L75 222L77 225L74 223V221H73V224L71 223L72 222L71 220H73ZM199 219H200L201 223L200 222L198 223ZM66 220H68V221H66ZM45 221L48 223L47 225L50 228L45 226L46 225ZM205 221H207V222H205ZM43 224H45V225H43ZM50 225L52 226V228ZM74 225H76L77 227ZM28 226H30V225H28ZM68 226H71V227H68ZM64 227H66V228H64ZM35 228L37 231H40V232H37L35 230ZM40 228H41V230H40ZM45 228L46 229L49 228V229L46 230ZM52 230H55V231L52 232ZM29 233L31 236L27 237V235H29ZM31 233L32 234L36 233V235L33 234L34 238H33V235ZM41 233L43 236L41 235ZM35 236H37V237H35ZM39 236H40V238H39ZM193 236L197 237V238H193ZM0 237L2 239L4 238V237H2V235ZM1 238H0V243L2 242V244H0V249L3 252L0 250V253H1V255L3 254V256H5L7 250L8 249L12 250L13 249L12 247H14V246L11 247V245H14L15 243H13V240L11 241L13 244L10 243V240H8L6 237H5L6 239L5 238L3 239L5 241L1 240ZM19 238H22V237L19 236ZM16 239L14 240V242L18 241ZM23 239L22 240L20 239L18 242L23 241ZM44 240H46L45 241L46 245H45V243H43L45 245L43 248L42 242H44ZM195 241H197V243ZM243 241L246 242L247 239L244 238ZM3 242H6L8 244L3 243ZM227 242L228 241H225L226 245H223L225 243H223V244L220 243L221 244L220 246H223V247L229 246L230 242L229 243H227ZM3 244H4V246H3ZM34 244L37 246L36 249H34ZM194 245H195V247H194ZM26 246H27V248H26ZM220 246L216 247L217 251L215 249H212V252L214 250L213 254H212V252H210L212 254V256L209 252L206 254V255H208L207 257H209V260H211V262H213V263L215 261H217V258H219L222 255V253H223V255L225 253V252L221 251L223 248L221 249ZM6 247H7V250L4 249ZM218 249H220V250H218ZM31 251H34V252H32V254H31ZM34 255H35V257H34ZM192 255H194L192 258H188V257H191ZM223 255L221 257H223ZM3 256H0V257L2 258ZM24 256H25V254H24ZM210 256H211V258H210ZM221 257H220V259H221ZM246 257H249V258H247L248 260L246 258H244L246 260V262L247 261L248 262L246 263L244 260V263H242V264H245V263L246 264H255L253 262V259L252 260L250 259L251 258L250 256H246ZM249 260H251L252 263ZM2 262H3V259H2ZM29 262H31V263H29ZM194 262H193V264H194ZM258 262L259 261H257L256 263L258 264ZM259 263H261V262H259ZM19 264H21V263H19ZM221 264H226V263H221ZM239 264H241V263H239Z\"/></svg>","mask_w":264,"mask_h":264}]
</instances>
